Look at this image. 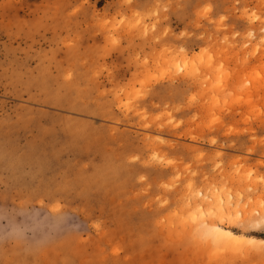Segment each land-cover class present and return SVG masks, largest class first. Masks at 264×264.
<instances>
[{
    "label": "rangeland",
    "instance_id": "1",
    "mask_svg": "<svg viewBox=\"0 0 264 264\" xmlns=\"http://www.w3.org/2000/svg\"><path fill=\"white\" fill-rule=\"evenodd\" d=\"M201 207L264 240V0H0V264H264Z\"/></svg>",
    "mask_w": 264,
    "mask_h": 264
},
{
    "label": "bare ground",
    "instance_id": "2",
    "mask_svg": "<svg viewBox=\"0 0 264 264\" xmlns=\"http://www.w3.org/2000/svg\"><path fill=\"white\" fill-rule=\"evenodd\" d=\"M195 207H193L194 209ZM202 208V207H201ZM200 208V209H201ZM201 211V212H200ZM197 212V215H196ZM208 213L205 214L208 216V219H203V221H201V230H200V235L206 237L208 240H210L211 244L213 247H221V246H233L236 245L238 243H242L245 240H248L249 242L255 241V242H261L264 240H259L256 238H246L240 234L234 233L232 230L224 228L221 224L220 226L222 227L223 231L225 232H231L233 237H236L235 239H233L232 237H228V236H223L220 235L218 233H215L212 231V229L214 227H216V222L217 221H221L222 219H224L225 217L223 216V214H221L219 216L218 219H216L215 213L218 212L217 210L214 212V210L210 209V210H205V209H201L199 211H193V213L195 214V216H198L199 213L204 214V213ZM211 215H214L215 217L212 218L210 217ZM264 222V219H263ZM205 225H207V227H205Z\"/></svg>",
    "mask_w": 264,
    "mask_h": 264
},
{
    "label": "snow or ice",
    "instance_id": "3",
    "mask_svg": "<svg viewBox=\"0 0 264 264\" xmlns=\"http://www.w3.org/2000/svg\"><path fill=\"white\" fill-rule=\"evenodd\" d=\"M225 222H230V221H217L216 222V227H214L212 229V231L215 232V233H218L220 235L232 237L233 239H235L236 237H233L231 232L223 231L222 227L220 226L222 223H225ZM205 227H207V225H205ZM236 227H243V226L237 224ZM262 230H264V229H262ZM251 243H255V241H252ZM260 244H261L262 247H264V241H261Z\"/></svg>",
    "mask_w": 264,
    "mask_h": 264
}]
</instances>
